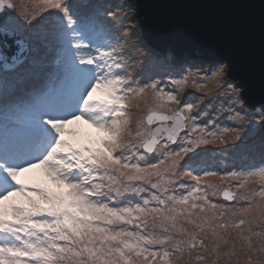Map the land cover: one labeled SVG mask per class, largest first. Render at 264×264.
<instances>
[{
    "label": "snow or ice",
    "instance_id": "snow-or-ice-1",
    "mask_svg": "<svg viewBox=\"0 0 264 264\" xmlns=\"http://www.w3.org/2000/svg\"><path fill=\"white\" fill-rule=\"evenodd\" d=\"M21 8L28 27L16 22L9 32L16 5L0 0V49L10 36L18 46L11 67L31 54L38 63L55 47L73 87L34 98L23 138L11 146L0 140V264H264L257 223L264 221V162L221 175L215 154L202 147L229 136L232 150L221 153L238 156L257 119L264 134V105L258 116L245 111L240 87L225 79L230 65L189 71L171 80L176 91H166L160 80L131 78L122 45L108 42L119 38L99 23L100 6L32 0ZM19 29L28 33L23 40ZM189 87L216 95L200 108L202 97L178 95ZM216 96L228 101L217 111L240 127L200 119ZM140 100L147 114L133 127L130 109ZM213 178L237 184L221 189ZM218 194L235 203L209 198Z\"/></svg>",
    "mask_w": 264,
    "mask_h": 264
},
{
    "label": "water",
    "instance_id": "water-1",
    "mask_svg": "<svg viewBox=\"0 0 264 264\" xmlns=\"http://www.w3.org/2000/svg\"><path fill=\"white\" fill-rule=\"evenodd\" d=\"M129 1L136 7L142 30L140 44H134L132 52L146 47L177 57L224 61L225 68L230 65L229 80L240 87L246 104L264 105V0ZM17 48L6 44L0 50L5 71L13 70Z\"/></svg>",
    "mask_w": 264,
    "mask_h": 264
},
{
    "label": "rangeland",
    "instance_id": "rangeland-1",
    "mask_svg": "<svg viewBox=\"0 0 264 264\" xmlns=\"http://www.w3.org/2000/svg\"><path fill=\"white\" fill-rule=\"evenodd\" d=\"M23 1L25 3L24 4L25 6H28V7L31 6L32 0H23ZM10 2H12L13 4H19L21 0H16L15 2L13 0H10ZM70 2L79 3V0H70ZM82 3L100 6V11L102 13L101 18L102 16L108 19L112 18L111 14H104V13H112V11L110 12L109 10L110 6H111V9L114 11L117 9L121 10L120 12L123 15L124 20L123 19L122 20L119 19V20L123 23V27L129 33L131 40H129L128 43L119 41L121 42L120 44L122 45L120 53L121 51L123 52V56H124L123 64L126 66L127 72L131 71L134 68V66H138L139 64L141 66H146L148 74L146 73V71H141L140 69L135 70L131 74V78L135 79L141 84L145 82H151L152 79L160 80L159 76H161V81H162L161 87H164L165 85H167V87L165 88L166 91H176L174 85L171 84V80L173 78L179 79L182 75H187L189 71H191L192 73L200 72L202 74L204 69H209L213 66H216L218 63L221 66L225 65L224 61H220L215 58H211L210 60L209 59L205 60L203 58H198L199 56L177 57V55L174 54V52H171L168 50L164 51V50L145 47L140 53L132 52L134 44H140L141 35H142L140 20L138 19L136 15V9H135L136 7L132 1H129V0H99V1L98 0H92V1L84 0L82 1ZM107 8L109 11L103 12ZM22 11H23L22 8H20L19 11L17 8L15 11L12 12V16L15 17V21L7 25V29L9 32H11L12 30L16 28V22H18L21 25L20 20H23L21 16ZM3 16H4L3 13L0 14V19H2ZM113 23H114L113 27H115V21H113ZM126 26L129 29L125 28ZM20 31L21 29L16 30V38L18 37L19 39L23 40L24 37H21L22 33ZM110 33L112 36H117L118 38L120 36V32H118L116 28L110 29ZM2 38H3V33H0V39ZM7 45L12 46L14 48L18 47L14 43V40L11 36L9 37L7 41ZM0 50H3V49H0ZM33 57H34L33 54L29 55L28 64L30 66L33 65ZM46 59H48V57H46ZM187 59L189 61H195L201 66L191 67V68L184 66L182 68L181 66H183L184 64L183 60H187ZM188 65H191V64L188 62ZM42 70H46V67H42ZM0 71L11 73L17 70L13 69V70L5 71L0 65ZM225 79L228 80L230 83H232L231 80H229L227 74H226ZM23 86H24L23 78L18 77L17 80L14 82L12 89L13 91H17V88H22ZM208 87L211 88L210 85H208ZM189 93L192 96L203 98V103L199 104L200 108H207V106L211 103V96L216 95L215 92L206 95L205 92H197L194 88H191V87L186 88L183 93H178V95L180 96L181 99H183ZM3 94H5L6 96L8 92H4ZM221 101L225 104V107H227V104H228L227 99H225V97L223 96H216V104H214L211 108H208L209 116L207 117L202 116L200 117V119L203 121H208L210 117L209 127H212L213 124H216L219 126L240 127V122L228 119L229 112L227 111L218 112L217 111ZM133 103L134 104L139 103V106L142 109H147L148 107L145 105L143 100L134 101ZM150 105H152L151 97H149V106ZM233 107H236L237 110H239V106L233 105ZM243 108L245 109L247 113L256 114L258 116L259 113L257 110L260 109L261 107L256 108V107L248 106L245 102L243 105ZM143 116L140 119H142ZM255 123H256L257 130L254 134H252L249 137L247 149L244 151L242 155L231 156L229 155L228 152L221 153V149L225 147H227L229 151L232 150L231 149L232 140L229 136H225L224 138L225 141H227L226 144L216 143V144H211L207 146H202V147H206L210 149V152L208 153L209 156H211L213 153L215 154L216 159L214 163L216 166H218V169L221 170V175H223L224 171H227V170H235V171L246 170L249 166H259L262 162H264V153H262L264 152V134L261 133L260 127H259L261 122L257 119ZM135 124H136V121L135 122L132 121L133 127L135 126ZM7 128L8 127H5V129ZM213 182L220 184V182L218 180H215V178H213ZM226 184L236 185L237 181H225L224 184H220L221 189ZM251 186L254 187L256 185H251ZM231 190L233 192L237 191L236 187H232ZM209 198L213 200V202H216V203H225V204L235 203L234 201L232 202L224 201L223 197L219 194L215 197L210 196ZM241 203L243 204L245 202L241 201ZM257 223L261 227H264V221L258 220ZM129 227L131 228V226ZM233 239L238 240L237 237L235 236H233ZM259 239H260L259 237H255V236L252 237L253 244L255 245L259 241ZM236 246L239 249L240 245L237 244ZM193 264H195V262H193ZM240 264H244V261L241 260Z\"/></svg>",
    "mask_w": 264,
    "mask_h": 264
},
{
    "label": "trees",
    "instance_id": "trees-1",
    "mask_svg": "<svg viewBox=\"0 0 264 264\" xmlns=\"http://www.w3.org/2000/svg\"><path fill=\"white\" fill-rule=\"evenodd\" d=\"M14 2L16 1V0H13ZM99 1V0H98ZM30 2V1H29ZM16 3H18V2H16ZM23 3V4H22ZM25 3H24V1L23 0H21V2H19V4H14V5H16V9L18 8V11L20 10V8H21V6L22 5H24ZM25 6V5H24ZM109 10H110V12L112 11V13H111V16L114 18V20H117L118 21V23H120L119 24V26L120 27H122L123 29H124V27H123V23L120 21V20H124V18H123V15L121 14V10L120 9H117V10H112L111 9V6H110V8H109ZM108 10V8L106 9V10H104L103 12H106V11H109ZM112 14H114V15H112ZM44 15H47L46 13L44 14ZM22 19H23V17H22ZM38 19H39V17H38ZM120 19V20H119ZM21 21V25H24V27L25 28H27L28 27V25H27V23H26V21L23 19V20H20ZM33 23H35V21H33ZM125 28H127V29H129L127 26L125 27ZM22 34V36L21 37H24V38H26L27 37V35H28V33L27 32H25L23 29H21V31H20ZM118 40H120V41H122V42H125V43H128V41L129 40H131V38H130V36H129V33L127 32V30L126 29H124V32L122 33V34H120V36H119V39ZM35 55V54H34ZM33 55V56H34ZM188 62L191 64V65H188ZM183 66H181L182 68L184 67V66H186V67H188V68H191V67H200L201 65L200 64H198V63H196L195 61H189L188 59L187 60H183ZM27 67H29V64H27V63H24L20 68H18L17 69V71H13V72H11V73H7V72H1L0 71V93H2V92H4V91H6V90H8V89H10L12 86H13V82H15V79L18 77V76H22V75H24L23 73H25L26 71H27ZM21 74V75H20ZM25 74H27V73H25ZM17 80V79H16ZM28 80V79H27ZM27 80H25L24 81V83L26 84V81ZM17 89H19V88H17ZM188 183H192V181H187ZM238 239V238H237ZM237 244H239L240 245V242H239V240H237Z\"/></svg>",
    "mask_w": 264,
    "mask_h": 264
},
{
    "label": "bare ground",
    "instance_id": "bare-ground-1",
    "mask_svg": "<svg viewBox=\"0 0 264 264\" xmlns=\"http://www.w3.org/2000/svg\"><path fill=\"white\" fill-rule=\"evenodd\" d=\"M90 1H92V0H90ZM23 4V3H22ZM100 18V17H99ZM23 39H25V38H23ZM210 86H211V88L213 87V85L212 84H209Z\"/></svg>",
    "mask_w": 264,
    "mask_h": 264
}]
</instances>
